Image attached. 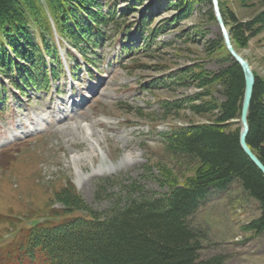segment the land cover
I'll use <instances>...</instances> for the list:
<instances>
[{"label": "rangeland", "instance_id": "1", "mask_svg": "<svg viewBox=\"0 0 264 264\" xmlns=\"http://www.w3.org/2000/svg\"><path fill=\"white\" fill-rule=\"evenodd\" d=\"M183 1L100 0L103 12L112 15L94 31V42L81 45L84 52L54 34L58 56H48L52 87L43 82L41 88L18 89L17 71L0 73L2 250L42 209L54 203L61 208L54 193L66 183H73L88 205L105 210L124 199L126 186L133 182L142 191L136 195L157 196L196 175L198 160L170 150L163 134L213 119L212 113L190 110L189 100H223L218 84H200L230 60L214 43L223 34L217 18L211 17V5L192 1V9ZM219 3L238 22L264 10V0ZM79 21L86 23L87 18ZM154 30L158 32L153 36ZM48 42L52 48L53 41ZM232 42L264 82V29L255 36L241 32ZM188 67L192 72L183 73ZM72 88L82 105L70 112L66 100ZM207 90L212 96L195 98ZM162 102L171 108L163 109ZM240 119L233 127L242 128ZM72 123L83 126L77 129ZM81 132L95 133L90 140L98 141L95 157L83 167L73 159L90 151V141ZM103 180L105 191L97 197ZM259 215L258 201L238 180L226 190H213L191 218L202 234V258L224 255V264H264V231L245 229Z\"/></svg>", "mask_w": 264, "mask_h": 264}, {"label": "trees", "instance_id": "2", "mask_svg": "<svg viewBox=\"0 0 264 264\" xmlns=\"http://www.w3.org/2000/svg\"><path fill=\"white\" fill-rule=\"evenodd\" d=\"M192 1L210 4L211 17L216 18L212 0H188L186 6L192 8ZM220 7L232 38L241 32L255 36L264 29V10L238 22L221 3ZM108 14L112 15L103 12L100 0H0V73L17 71L21 85L15 86L20 89L41 88L43 82L49 85L54 73L48 56H58L54 34L84 52L81 45L94 42L91 36L110 19ZM82 16L86 23L79 21ZM214 43L226 50L230 62L212 76H204L200 85L218 84L223 100L196 103L190 99L188 106L196 114L212 113L213 119L175 126L163 134L170 150L198 160L196 175L157 196L136 195L142 191L133 182L126 186L125 198L111 202L105 210L88 205L76 186L66 183L54 193L62 207L49 205L40 211L38 221L20 228L8 249L0 248V264H224V255L202 258V234L191 218L213 190H226L236 180L260 208L259 217L245 229L264 231V174L240 144L241 127H233L241 117L244 73L221 35ZM18 59L28 65L21 66ZM187 72L192 69H184ZM255 76L247 142L264 163V82ZM207 96H212L210 90L195 98ZM171 106L161 105L163 109ZM105 182L98 186L97 197L105 191Z\"/></svg>", "mask_w": 264, "mask_h": 264}, {"label": "water", "instance_id": "3", "mask_svg": "<svg viewBox=\"0 0 264 264\" xmlns=\"http://www.w3.org/2000/svg\"><path fill=\"white\" fill-rule=\"evenodd\" d=\"M213 8L215 12V16L217 18L218 24L221 28L225 45L232 56V58L239 63L241 66L244 77H245V92L242 102V109H241V133H240V144L245 151V153L249 156V158L256 164V166L263 172L264 174V163L261 159L255 154V152L251 149L247 142V136L249 134L250 126H249V112L251 101L253 97L254 85L256 81L255 73L253 72L249 62L245 59L234 47L230 31L225 23L223 18L221 7L219 0H212Z\"/></svg>", "mask_w": 264, "mask_h": 264}, {"label": "bare ground", "instance_id": "4", "mask_svg": "<svg viewBox=\"0 0 264 264\" xmlns=\"http://www.w3.org/2000/svg\"><path fill=\"white\" fill-rule=\"evenodd\" d=\"M76 91V89L75 88H73V92H74V94L76 93V95H79L77 92H75ZM69 98H71V100H69ZM77 96L75 97V95L72 97V96H69V97H67V105L70 103V105L72 106V110H75V109H77L78 107H80L81 106V104H77ZM63 102H65V100L63 101ZM72 110H71V112H72ZM61 112V111H60ZM60 112H59V117H60ZM64 112V111H63ZM65 119H67V120H69L70 118H69V116H66V118ZM61 120V119H60ZM62 122H63V120H61ZM38 124H40V121H38ZM73 124V123H72ZM64 125V124H63ZM70 125V124H69ZM72 127L74 126V127H80V126H83V125H79V124H76V126L73 124V125H71ZM66 126H64L63 128H65ZM78 127H77V129H78ZM81 128V127H80ZM86 129V128H85ZM84 131H86V130H84ZM82 133V132H81ZM84 133V132H83ZM82 133V134H83ZM86 133V132H85ZM95 135V133H90V132H88V133H86V134H83L82 136V138H84V139H87V140H89L90 141V143H89V147H90V151L89 152H87L86 154H84V155H82V156H80V157H73V159H74V161H78V165H80V167H83V165H84V162L85 161H87V160H93V158L95 157V150H94V145H95V143L97 142V144H98V141H97V139L96 138H94V140H95V142H93L92 140H90V137H91V139H92V137Z\"/></svg>", "mask_w": 264, "mask_h": 264}]
</instances>
